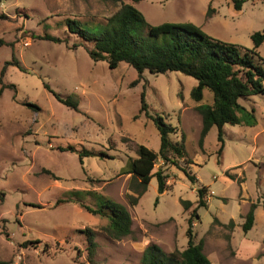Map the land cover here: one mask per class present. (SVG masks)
<instances>
[{"label":"rangeland","instance_id":"obj_1","mask_svg":"<svg viewBox=\"0 0 264 264\" xmlns=\"http://www.w3.org/2000/svg\"><path fill=\"white\" fill-rule=\"evenodd\" d=\"M235 1L142 0L136 7L150 24L190 22L215 39L251 49V35L264 30V0H247L240 10ZM120 7L101 0H0V77L13 57L23 67L8 66L2 79L7 88L0 96V262L141 264L149 245L182 251L198 189L207 187L208 205L197 208L195 241H204L213 264H264V217L248 233L242 230L250 204L264 198V95L240 100L247 112L254 111V124L225 125L223 142L213 127L200 147L197 108L212 104L213 95L204 90L203 100L195 102L197 80L179 72L139 77L126 63L111 70L106 62H93L84 47L74 48L80 37L69 31V21L101 30ZM258 51L264 58V43ZM142 94L148 115L141 111ZM150 116L175 128L174 142L184 135L192 164L180 165L197 182L159 161L154 172L161 168L168 176L166 192L159 195L154 177L133 206L142 187L125 172L128 160L137 157V145L160 148ZM109 199L132 217L133 233L121 240L108 232L109 217L88 210L108 214L103 205ZM182 201L192 203L189 212ZM258 213L264 215L261 207ZM86 231L97 243L93 257ZM246 239L255 244L250 259L235 248ZM36 240L42 243L26 244Z\"/></svg>","mask_w":264,"mask_h":264},{"label":"trees","instance_id":"obj_2","mask_svg":"<svg viewBox=\"0 0 264 264\" xmlns=\"http://www.w3.org/2000/svg\"><path fill=\"white\" fill-rule=\"evenodd\" d=\"M101 1L120 3L121 7L106 20L101 30L90 32L82 29L77 21H69V31L80 37L79 43L75 44L74 48L84 47L93 62H106L111 70L117 69L121 63H126L137 72L139 77L145 72L152 75L179 72L197 80L198 85L191 93L195 102L203 100L204 90H208L213 95L212 104L197 108L202 117L200 147H203L205 138L213 127L218 128V139L223 142L222 135L225 125H240L242 122L249 125L255 123L254 111L247 112L240 104V100L264 95V58L258 51L264 43V30L251 35L253 47L247 49L234 43L215 39L190 22L150 24L136 7L142 0H131V3H124L123 0ZM246 1L236 0V8L240 10L241 5ZM45 39L57 43L63 42L59 38L48 36ZM3 45L4 42L0 40V47ZM10 65L23 70L15 57L12 62L6 64L0 77V96L7 88L6 85H2V79L6 68ZM46 88L50 90L48 86ZM53 94L60 102L78 111L75 104ZM147 109L148 106L142 94L141 111L146 112ZM146 114L148 115L147 112ZM150 117L160 137V148L156 152L146 146L137 145L135 151L137 157L128 160L125 172L138 180L142 187V190L138 192V197L132 199L133 206L137 205L138 199L146 192L147 186L154 177L158 181L159 195L166 192L168 176L161 168L154 172L159 161L164 165L175 166L193 184L197 182L196 176L192 174L188 166L180 165L181 160H185L188 165L192 164L184 146V135L181 142H174L170 134L174 133L175 128L166 124L160 116ZM222 149L223 145L220 153ZM208 197V188H199L197 208L207 207ZM182 205L185 212H189L192 203L182 201ZM258 206H261L264 211V198L251 203L242 225L245 233L254 227L255 210ZM103 207L108 209V214L102 210L89 208L88 210L109 217L107 230L114 239L121 240L133 233L132 217L122 204L109 199ZM197 208L190 212L188 218L187 247L182 251L174 250L166 253L157 245H149L142 253L141 264H211L204 253V241L200 240L198 243L195 241L194 224L195 219L199 218ZM86 232L88 254L93 257L97 251V243L93 232ZM40 243L42 241L36 240L26 244ZM48 247L49 245L46 244L45 248ZM0 264L4 263L0 262Z\"/></svg>","mask_w":264,"mask_h":264},{"label":"crops","instance_id":"obj_3","mask_svg":"<svg viewBox=\"0 0 264 264\" xmlns=\"http://www.w3.org/2000/svg\"><path fill=\"white\" fill-rule=\"evenodd\" d=\"M208 200H209V197H208ZM251 205V204H250ZM261 206H258L257 207V209L255 210V224H257V220H258V217L259 216H262V217H264V215L262 214V213H258V208H260ZM249 208H250V206H249ZM262 208V207H261ZM249 211V210H248ZM247 214V213H246ZM245 214V215H246ZM245 217V216H244ZM243 223H244V221H243ZM255 224H254V227H255ZM243 225V224H242ZM194 226H196V224H194ZM253 227V228H254ZM252 228V229H253ZM251 231V230H250ZM262 243H263V240H264V234L262 235ZM202 240V239H201ZM232 242H234V236H233V234H232ZM253 245L255 246V244H254V242L253 241H251V240H249V239H246L245 241H243L242 242V244L240 245V247H238V246H236L235 245V248H237L238 249V251H241L244 255H246V258L247 259H250V258H252V257H255L256 255H255V252L253 251V249H254V247H253ZM264 246V245H263ZM205 248H206V246H205V244H204V253L206 254V252H205ZM264 252V251H263ZM207 255V254H206ZM207 257L209 258V260L211 261V264H213V262H212V259H211V257L209 256V255H207Z\"/></svg>","mask_w":264,"mask_h":264}]
</instances>
